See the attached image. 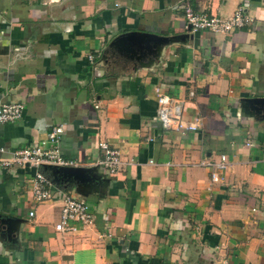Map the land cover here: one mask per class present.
I'll list each match as a JSON object with an SVG mask.
<instances>
[{
    "label": "crops",
    "instance_id": "crops-1",
    "mask_svg": "<svg viewBox=\"0 0 264 264\" xmlns=\"http://www.w3.org/2000/svg\"><path fill=\"white\" fill-rule=\"evenodd\" d=\"M185 2L223 18L243 6L250 22L191 32ZM154 87L200 127L164 130ZM2 102L23 111L0 125V157L60 126V154L88 172L0 166V264H264V0H0ZM99 141L119 150L114 173L96 163ZM64 194L89 205L90 225L54 229Z\"/></svg>",
    "mask_w": 264,
    "mask_h": 264
},
{
    "label": "built area",
    "instance_id": "built-area-1",
    "mask_svg": "<svg viewBox=\"0 0 264 264\" xmlns=\"http://www.w3.org/2000/svg\"><path fill=\"white\" fill-rule=\"evenodd\" d=\"M183 17L185 26H189V31L208 30L216 34H229L236 28L247 25L250 22L243 6H237L232 15L226 18L219 16H209L204 12H195L185 2L183 5ZM157 105V119L164 130H174L177 132H192L197 130L201 123L198 116L191 119H184L180 115L181 104L175 98L162 92L159 87L153 88ZM23 106L20 102L0 103V125L6 122L19 119L22 115ZM62 132L60 126L52 127L46 134V138L37 145L9 150L6 156L0 157V166L8 167L12 165L30 166L38 168L41 166H84L81 161L64 157L60 154L55 143ZM48 143L52 145L48 146ZM250 146V142H245ZM98 148L102 152V157L97 160L102 168L108 173H114L120 164L119 150L111 146L106 141L97 142ZM0 151L3 148L0 147ZM216 170H224L228 166L225 154H218V160L214 163ZM213 170L209 174V183L218 179L217 171ZM35 184L32 190L35 200L45 199L49 196L47 188L50 181L41 172L35 171L33 174ZM33 211H28V216H32ZM92 222V215L89 205L82 200H78L64 194L61 198L59 218L54 224V229L59 232H72L76 230V225L88 226Z\"/></svg>",
    "mask_w": 264,
    "mask_h": 264
},
{
    "label": "water",
    "instance_id": "water-1",
    "mask_svg": "<svg viewBox=\"0 0 264 264\" xmlns=\"http://www.w3.org/2000/svg\"><path fill=\"white\" fill-rule=\"evenodd\" d=\"M189 29V26H187ZM120 36L126 37V38H133L136 42H148L150 40L157 39V36L149 33V32H140V31H128L125 33H122ZM191 38V35L189 36ZM254 102H260L263 100V98H253ZM53 169V172L59 173L62 176H72L73 178L77 180H85L86 179V172H88V168L84 166H77V167H71V166H44Z\"/></svg>",
    "mask_w": 264,
    "mask_h": 264
}]
</instances>
